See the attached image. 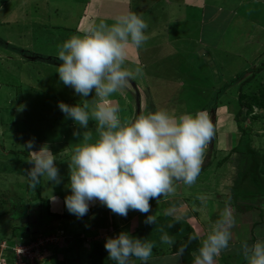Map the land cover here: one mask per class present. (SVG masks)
<instances>
[{"label": "rangeland", "instance_id": "374dc122", "mask_svg": "<svg viewBox=\"0 0 264 264\" xmlns=\"http://www.w3.org/2000/svg\"><path fill=\"white\" fill-rule=\"evenodd\" d=\"M4 1L5 0H0V38L4 41V43H0V238L4 236L6 237V239H13V237H15V235H13L14 233H19L21 231L28 232L30 228V231H35L36 237L40 236L45 240L44 242H47V246L46 248H44L45 258L43 261H40L39 264H51L50 259L52 256L56 257L59 261H62L65 264H87L88 251H90L91 249V244H87L86 248L84 243L85 237L78 238V241L76 243L75 241L74 243H69L71 249H68L65 245L66 243L68 244V239H73V235H70L73 231L67 232L65 230L66 228L62 229L60 226H57L55 229V233L52 232V234H43L41 232L43 224H41L40 221L34 222V220L36 221L37 219V215L35 213L37 203H33L32 199H35L34 197H36V193L33 189L29 188L28 180L26 179L27 171L31 169L33 165L28 162L29 157H24L22 154L17 155L7 152L8 150H15L20 148L21 150H32L33 148H36L37 143H39L40 140L44 141V134L47 131H49L48 137H51L52 134L55 133V124H60L63 131L66 134L70 135V137H68V142L69 140H72V143L69 142V144L66 146L69 147V151L71 152V147L74 144V141L82 139V133L85 130H91L94 136L95 122L90 120L88 129L85 130L78 128V125L72 126L68 122L72 119L67 118L65 114L61 112L58 107V103L63 102L64 104H66L64 99H67L70 100V103L67 105L74 106L79 104L82 99L91 101L94 98H92L91 95L95 96V93L93 92L90 96L82 98L81 96L75 94L72 88L65 86L60 81L59 76L56 72V67L58 66H48L43 69V59H37L33 62H29L25 59H22V57L19 55L20 53L14 52L13 50L7 49L5 47L7 40L14 46H24L25 44L24 41H22V38L26 37V50H28V52L26 53L25 57L34 59L35 57L33 55L36 54L45 57V53L48 54V56H52L49 55L51 53L57 55L56 46L58 44H62L66 39H68L70 32H67L65 35L62 34L66 32V28H71L72 25L77 23V18L74 17H77L78 6L82 3L81 1L84 0H55L51 4H45V2H42L43 0H39V2L38 0H35L36 6L34 7L36 8L26 9L27 15L25 16H19L20 12L17 9V5L20 3L19 0L8 1V3L13 4L14 8L9 7L12 4H8L5 6L3 4ZM29 1L33 2L34 0ZM15 2H18V4H16ZM258 2L263 1L259 0ZM232 3L233 1L231 0H205V4L208 6L206 14L212 13V10L209 9L211 4H213V9L216 10L217 8H219L218 5L222 7H228ZM255 3H257V1L252 2L251 0H249L246 3L242 4L237 10L241 12V15H246L247 17L252 19L254 23L257 21L264 22V14L261 12V10L263 11V9L260 6L255 7ZM39 4V11L36 12ZM173 6L174 5L171 3L167 13H175L176 9L173 8ZM132 8V11L139 14L142 19L143 14H147L148 16H150L149 18L152 21H155L158 25H160L158 18L164 19L167 16L165 12L160 16L159 13L161 11V6L159 4V0H141V6L139 5V3H137L136 0H133ZM191 8V11H194L193 9H196L193 6ZM254 8L256 11H260V13L256 14ZM3 10H6L7 13L12 10V12L16 13V17L14 16L15 18L13 20H9L10 18L8 17V15L6 16V14L3 13ZM139 11H142V13ZM41 12L44 14L47 13L51 18V20H46V28H39L36 22L37 17ZM224 14L225 12H223L218 18L215 17L216 20H218L217 22L214 20H210V18L205 19V22L202 25L199 33L201 32L204 35L209 34L208 40H213L215 38L214 41H216L219 30L222 28L221 32H223L225 28L226 18L224 17ZM41 16L42 18L44 17L43 15ZM2 19L3 21L1 22ZM146 19L147 18H145L144 20ZM150 22L151 21H148L147 24ZM198 25L200 24H196V26ZM149 27L153 30L157 29V25L154 23H151V26ZM240 29L244 31L243 27H238V31ZM243 31L240 33H244ZM227 34L228 38H223L222 42L219 44V47H232L234 45V52L238 54L236 56L225 55L224 52L221 51V49L217 50L213 47H210L209 49L215 54V56L211 55V52H208L207 54L209 56L204 57L205 55H203V58L201 59V55L199 56L198 53H200V51L202 52L203 49H206L204 48L206 46H203L201 50L196 52V54H191L190 51H188L190 49L192 50L194 45L197 44H194L195 40L189 41L188 45L185 43V45H183V51L176 49V52L174 48H170L169 51H164L165 55L169 54V56H167L165 60H161L160 58L158 59L159 53L156 52V56H154L153 58L158 59V67H147V70L144 73V77H148L150 79L149 84H151L154 89L152 98L154 100L156 110L163 108L168 110H176V113H184L185 111H187V109L191 111L205 104V101L202 100L205 96L201 92H197V94H189V91L184 92V88H182V95L179 94V91L182 87L181 76H185L186 67L193 68L194 70L198 69L195 75V80H193L195 82H189L190 84L192 83L193 85H196L198 90H203V88L209 87V74H211L210 72L213 70L214 65H216L217 67L215 68L218 69V67L233 64V67H226V71L231 73V75L235 72L237 73L236 75H238L239 73L244 71L245 67H240L242 65L241 57L244 53L254 52V45L251 48H248L247 46L245 47L244 45L239 47V44H241V42H234L232 45L231 42L234 41L237 34L234 38H232V40L230 38L235 34V30H232V32ZM238 38H240V34H238ZM176 53H188V59L183 55L177 56ZM141 58L144 64H149L151 62L150 59H145L143 54L141 55ZM228 58L231 61H228ZM258 61H264V55L259 56ZM255 65H258V63ZM130 67H133L132 64H130ZM144 71L145 69L143 70V72ZM236 75H233L234 77L228 78L229 76L227 74H223V76H225V78L229 80L235 78ZM223 76L221 79L216 81L218 84L213 82L216 87H220V85L223 84ZM257 76L258 78H264V70L258 72ZM258 82L259 80L253 78V80L249 84H245L243 83V79H241L238 85L232 86L226 92V95L229 96L226 98V100L228 101V98H232L233 94H237L239 92L250 94L253 90L258 89ZM179 84L181 85L178 86ZM179 96H183L181 97L182 101H184L183 103H177L176 97ZM134 97V95H131L130 100H134ZM8 102H12V105H7ZM16 103H22V108H20L21 110H16L13 113L11 109H13ZM4 104L5 108L3 111L2 106ZM228 104L232 107H236L235 101L233 104L232 102H228ZM220 106H223V104L221 103ZM45 113L48 115L50 113L51 117L48 116L46 117V120L43 119ZM253 113L261 114L263 113V111H257L256 109ZM223 114V117L222 114H219L220 117L217 127L219 133V142H217V147L219 146V144L223 145V142L225 143L229 135H231L229 131L230 126L228 121H232L233 118L230 115L229 120L227 113L223 112ZM7 116H11L12 120L6 119ZM240 117L242 120L238 121V123H234V121H232V123L234 124L233 128H235V124L236 126H240L241 128L250 126L251 128L249 129L252 131L251 136L253 139V148L257 149L259 152H264V116H259V120L256 121V119L255 122L251 119L252 115H248L245 117L243 113ZM16 128L22 130L25 133L26 137L22 139L15 137L14 134L16 132ZM74 132L81 135L74 136ZM29 141L33 142L32 149H28L26 147V143ZM20 142L22 144H16ZM47 143L48 145L51 144L50 139H47ZM208 150L209 148L205 150V154ZM50 151L52 150L50 149ZM205 154L204 158L206 157ZM68 160L69 159H63L56 163L61 166V168H64L65 172L67 171V174ZM217 169L218 170H214V174L219 175V182L217 183V185H214V174H210L211 170H209L210 172L207 171L206 173L208 177H210V181H212L213 183L209 184L208 181H206L207 183H202L203 180H201L200 178L199 182L196 183V185L198 186L193 187H200L204 189L196 192V196L194 198L186 196L190 199V202H181V206L176 209L177 211L175 213V216H180L181 211H189V213H191L193 220L189 219L187 223H192L190 224L191 226L189 225V228L195 236L200 237L197 238L199 244L203 237L208 234V231L216 221V219H210V215L213 212H216L220 215L225 210L229 212L231 210V207L226 203V198L230 194L229 187L232 183L231 181L234 177L235 169L231 162L229 165L225 164V168ZM62 176H64V173L61 171L60 177ZM41 180L44 184L42 186L40 196L45 198L46 196L53 195L55 192L50 187L51 181H47L45 177H42ZM46 183H48L49 186H47ZM182 187L186 188V186L183 184ZM215 194L217 196V199L221 200V207L218 206V202L215 199ZM14 195H17V197H13ZM55 197L56 199L51 201L53 210H56L58 206L57 204H59L60 202L59 195H56ZM17 202H20L21 204H18L16 206ZM32 203L33 205H31ZM150 205L152 207V204ZM32 206H34V208ZM31 207L33 209H31ZM8 209L9 213L7 212ZM4 211H6V213H4ZM151 211L153 210L151 209ZM257 213V208H255L254 210L246 212V214L243 216H240V214H235V217L233 216L235 218V227L231 229L232 239L230 240L229 245L233 244V241L235 239H237V241H240V239H247V241H249L250 243L251 240L253 241L251 237L255 238V242L258 240L264 241V222L263 226L261 227H253V224L259 221ZM152 214L156 215L157 217L158 212L155 214L154 212H151L149 215ZM58 223L60 224V222ZM200 226L202 227V230ZM51 230L53 229L49 227L47 229V232H51ZM92 239L89 240L95 241ZM3 240L0 241L1 248L7 247V245L5 244V240ZM102 241L106 242L104 238ZM161 244L165 248H169L167 245L165 246L164 243L161 242ZM83 245L85 246V248H83ZM162 251L165 254H157L161 257H159L158 260H155V263L162 264V259L167 258V256L171 261L177 260V257L170 258L169 252L167 250ZM241 251L242 248L239 247L238 253ZM157 255L151 256L147 263L150 260H153ZM9 256L11 255L9 253H6L5 250L3 251V253H0V264H7L6 262L9 260ZM235 262L236 261H234V263ZM132 264H144V262L133 258Z\"/></svg>", "mask_w": 264, "mask_h": 264}, {"label": "clouds", "instance_id": "9594fccd", "mask_svg": "<svg viewBox=\"0 0 264 264\" xmlns=\"http://www.w3.org/2000/svg\"><path fill=\"white\" fill-rule=\"evenodd\" d=\"M44 25L45 20H41L39 28ZM147 29L145 20L128 10L112 24L91 23L82 34H73L56 46L60 81L82 98L95 93L91 101L82 99L74 106L58 103L61 112L81 128L88 129L89 121H95V136L91 130L84 131L82 139L72 145L68 160L71 194L65 196L64 205L77 218L85 216L89 204L98 201L113 214L126 218L130 210L139 211L146 215L144 223L154 224L156 216L147 215L150 201L174 195L178 183L191 188L199 178L206 147L215 136L212 119L204 111L177 115L161 108L121 118L119 106L111 98L128 88L131 79L143 76L141 67L132 71L125 66L126 48H142L148 40ZM258 58L239 73L243 81L258 79L254 71L264 62ZM26 147L32 149L33 142H27ZM28 153V162L33 165L27 171L29 188L35 189L42 177L60 182L56 156L46 145ZM176 211L169 207L163 214L175 216ZM175 219L179 221L180 217ZM234 225L235 218L225 210L191 253L193 264H215V258L229 246ZM160 231L162 243L175 242L163 228ZM90 242L94 241L86 239L85 245ZM153 247L152 242L126 232L106 238L104 243L108 259L115 264H132L133 258L147 264ZM241 248L246 264H264V241L252 245L245 241ZM182 254L183 248L177 255Z\"/></svg>", "mask_w": 264, "mask_h": 264}, {"label": "crops", "instance_id": "0c3cea01", "mask_svg": "<svg viewBox=\"0 0 264 264\" xmlns=\"http://www.w3.org/2000/svg\"><path fill=\"white\" fill-rule=\"evenodd\" d=\"M8 1L9 0H5L3 4L5 6L8 4H12V3H8ZM19 1H20L19 4L18 2H15L16 4H18L17 9L20 12L19 16L27 15L26 9L36 8L34 7L36 6L35 0L33 2H30L29 0L28 2L27 0H19ZM54 1L55 0H43L42 2H45V4H51ZM136 1L141 6V0H136ZM231 1H233V3L229 5L228 7H222L218 5L219 8H217L216 10L213 9L214 8L213 4H211L209 9L212 10V13L206 14V11L208 10V6L205 4V0H159V4L161 6V11L159 14L161 16V14L165 12V14H167V16L164 18L165 20L162 18H158L159 24H160L158 25L155 21H152L149 18L150 16H148L147 14H143V19L147 18L145 22L147 23L148 21H151L150 23H148V25L151 26V23H154L157 25V29L153 30V29H150V27L148 26V29L146 30V35L148 36V40L142 48L138 50L131 46L126 48L125 66L129 70H132V71H134L136 67H141L143 70L145 69V71L143 72L145 73L147 70V67H150V68L158 67L159 63L157 60L159 58L161 60H165L167 56H169V54L165 55L164 51H169L170 48L171 49L174 48L175 51L176 49L183 51V45H185V43L188 45L189 41L195 40L194 44L197 43L198 45L197 44L194 45L192 50L190 49L188 51H190L191 54H194L197 51L201 50L203 46H206L204 47L206 49H203L202 52L200 51V53H198L199 56L201 55L200 56L201 59L203 58V55H205L204 57L209 56L207 53L211 52V50L209 49L210 47H213L214 49H217V50L221 49V51H223L225 55L236 56L238 54L234 52V45H233L234 42H241V44H239V47L244 45L245 47L247 46L248 48L249 47L251 48L254 45V52L244 53L241 57L242 65L240 67H245L244 70H247L255 62V59L264 53V24H263L264 22L257 21L254 23L252 19H250L246 15L245 16L241 15V12L237 10L242 4L246 3L249 0H246V1L231 0ZM251 1L252 2L257 1V3H255L256 4L255 7L256 6L262 7L263 11L261 10V12L264 14V0H262L263 2H258L259 0H251ZM81 2H82L80 4L81 6L79 5L80 10L78 6L77 17H74V18H77L76 20L77 23L72 25L71 28L66 29V32L62 34V35H65L67 32H70L68 38L73 34H82L84 29L87 28L89 24L91 23L99 24L100 22H105L110 25L114 22L115 18L118 15L124 13L125 11L133 10L132 8L133 0H84ZM171 3L174 5L173 8L176 9L174 14L167 13L168 9L170 8ZM192 6L196 8V9H193L194 11H191ZM9 7L14 8L13 4ZM38 8H40V4L38 5L36 12L39 11ZM12 10L8 13L6 10H3V13L6 14V16L8 15V17L10 18L9 20H13L16 17L15 15L16 13L12 12ZM254 11H256L255 8H254ZM140 12L142 13V11ZM223 12H225L224 17L226 18L225 28L223 32H221L222 28L219 30L216 41H214L215 38L213 40H208L209 34L204 35L201 32L199 33L200 29L202 28V25L205 22V19L210 18V20H214L217 22L218 20H216V18H218ZM259 13L260 11H256V14H259ZM40 15H43L45 18H47V20H49V15L47 13L44 14L41 12ZM2 21L3 19L1 20V22ZM196 24H200V25L196 26ZM191 25H193V30H190ZM238 27L239 28L243 27L244 31L241 29L238 31ZM232 30H235V34L233 35V37L230 38L231 40L237 34L234 41L231 42L233 46L232 47L223 46V48H220L219 44L222 42V39L228 38L227 33L232 32ZM242 31L244 33H240ZM238 34H240V38H238ZM23 39H26V38H23ZM230 39H227V40H230ZM24 44L26 45V46L24 45L25 46L24 49H26L27 43L25 42ZM209 45H212V46H209ZM156 52L159 53L158 59L153 58L154 56H156ZM142 54L145 57V59L151 60L149 64L143 63L142 58H141ZM180 54L181 53H176L177 56ZM210 54L215 56L213 52H211ZM49 55H52L57 58V55H54L52 53ZM183 56L185 57L188 56V53L183 54ZM224 57H227V56H224ZM227 60L231 61L229 58ZM55 63H58V62H55ZM130 64H132L133 67H130ZM58 65H60V63H58ZM232 65L218 67V69L215 68L217 66L214 65L213 70L210 72L211 74H209L210 81L208 85H211V87H213V82L218 84L216 81L221 79L223 74H227L229 76L228 78L234 77L237 74L236 72L234 74L232 73L231 75V73L226 71V67H233ZM197 70H194L193 68H190V67H186L185 76H181L183 82L194 83L195 81L193 80H195V75H196ZM144 75L145 74H143V76L136 77L135 79H131L130 86L128 88L124 89L123 91L117 94H114V96L111 98L113 103L119 106L120 116L122 119L133 117L141 112H144L146 114L147 112H154L156 110L155 105H154V100L152 98L154 89L151 86V84H149L150 79L148 77L145 78ZM227 80L229 79H226L225 76H223V83L227 82ZM192 83L191 84L189 83L188 86H192L193 85ZM193 86H196V85H193ZM226 92L227 91H225V93L221 97V103L223 104V106L219 105L217 106L215 110H212V109L211 110H207V109L196 110L194 109V110L189 111V109H187V111H185L187 113H193V114L197 111H204L210 115L212 122L214 124V128H215V136L211 140L209 145H207L206 150L208 148L213 149V146H215L214 151L216 152L218 158L224 156L225 153H227L232 148H234L240 136L238 128H237L238 126H236L235 124V128H233L234 124L232 123V121L236 123L234 120V117H235L234 115L236 111H238V109L228 104L229 101L232 102L233 104L234 100L232 97L230 99L228 98V101H227L226 98L229 96L226 95L227 94ZM131 95L135 96L134 100H130ZM91 96L92 98L94 97L93 95ZM64 101L66 102V104L70 103V100L64 99ZM204 101L205 103H207L206 100ZM183 102L184 101H181L180 103H183ZM170 111L175 112L176 110H170ZM223 112L227 113L229 120H230V115L233 118L232 121L231 120L228 121L229 126H230L229 131L231 135H229L225 143L223 142V145L219 144V146L217 147V142H219L218 140L219 133H218V128H217L218 123H219V117H220L219 114H222V117H223L224 116ZM176 114L179 115L181 113H176ZM48 116L51 117L50 113L49 115L45 113L43 116V119L46 120V117ZM68 122L72 126L77 125L74 123L73 120H70ZM55 125H56L55 133L52 134V136H56V138L53 141H50L51 144L48 145L47 140H46V133H45L44 141L40 140L39 143H37V147L33 148L32 151L33 150L38 151L41 146L46 145L49 148V150L50 149L52 150L51 151L52 154L55 153L53 155L56 156L55 166L59 170L60 182L57 184L54 182L52 183L51 181L50 187L55 192L51 196L59 195L60 202L59 204H57L58 209L56 208V210H53L52 209L53 207L51 205V211L53 213H58L64 216L65 219H62L64 223L61 221V219L59 220V222H61L64 225V229L66 228L65 230L67 232L76 231V234L79 233L80 234L79 237L80 238L85 237V240L92 239V237L93 238L102 237L104 238V240H106V238H115L120 232H126L128 234H131L135 231L142 229L143 227L149 226L150 224L144 223L146 219V215L140 213L139 211L130 210L127 214V217L125 218V217H121L116 214H113L109 209L101 205L98 201L90 203L88 213L81 218H77L75 215L67 211L64 205V198L65 196L71 194L70 188L68 187L69 176L66 173L67 171L65 172V169L61 168V166H59L56 163L59 162L60 160L70 158L71 152L69 151L70 150L69 147H67L66 145H68L69 142L72 143V140H69L68 142V137H70V135L66 134L63 131V129L61 128L62 126L60 124H55ZM77 127L81 128L79 125ZM81 129H84V128H81ZM79 141L80 140H75L74 144L78 143ZM203 162H205V158ZM67 167H68V164H67ZM61 171L64 173V176L62 177H60ZM201 175H199V177ZM198 182H199V178L197 179L196 183ZM196 183L193 186H198L196 185ZM46 184L47 186H49L48 183ZM193 186L191 187V189H188L187 187L186 188L182 187L181 183H178L176 185V192L174 195L169 196V197H161L159 201H156L155 199L151 200L150 204H152L151 209L153 211H150L147 215H149L151 212H154V214L158 212L159 214L163 208L165 210L169 207H172L168 203L170 201L179 199V201H182V203L184 201L190 202L189 201L190 199L188 198L189 196L194 198L196 196V192L200 191L201 189H204L200 187L194 188ZM51 196H49L50 204H51V201H53L51 199ZM172 217H175V216H172ZM179 217L188 226L192 224V223L190 224L187 223L189 219L193 220V217L191 216V213H189V211L187 212L181 211V215ZM57 222L58 221H56V223ZM200 228L202 230L201 226ZM205 237L206 236H204L203 238ZM196 238H200V237L196 236ZM252 238L253 237H251V239ZM68 240H69L67 241L68 244L71 243V241H73L72 239H68ZM244 240L240 239V241H237V239H235L233 241V244L229 245L227 249L222 251L221 254L215 258V264L217 263L225 264L228 261H231L233 263L234 261H236L237 263H239L240 259H243L244 260L243 264H246L242 251L238 253V249L239 247H241L242 242L246 241L249 245H252L255 242L251 240L249 243L247 239L245 241ZM91 243L92 242H90V244ZM166 245L167 244H165V246ZM83 248H84V245H83ZM153 248H156V249L152 250V256L157 255V254L163 255L165 253H163L162 250H167L169 252L170 258L177 257V260L171 261L167 256V258L162 259V262H163V263L161 262L162 264H179L181 262L180 255H177V253L175 252H171L169 248H165L164 246H162V244H160L159 246H155ZM223 256H227L226 258L227 261L223 262L220 260ZM159 257L161 256L157 255L153 260H150L147 264H157L154 261L158 260Z\"/></svg>", "mask_w": 264, "mask_h": 264}, {"label": "trees", "instance_id": "16d2710c", "mask_svg": "<svg viewBox=\"0 0 264 264\" xmlns=\"http://www.w3.org/2000/svg\"><path fill=\"white\" fill-rule=\"evenodd\" d=\"M41 20H45V24H46L47 18L45 17L42 18V16L39 15L36 21L38 26ZM49 20H51L50 16H49ZM42 28H46V26L44 25ZM66 29H69V28H66ZM190 30H193V25H191ZM23 38H26V37H23ZM22 41H24V43L25 42L27 43V38L23 39ZM0 43H4V41L1 38H0ZM5 47L7 49L13 50L14 52L20 53L19 55L22 57V59H25L26 61H29V62L31 61L33 62L34 60H37V59L39 60L43 59L42 60L44 61L43 69L48 66H59L58 63H61V61H59L56 57L48 56V54L46 53L44 54L45 57L36 54V55H33L35 57L34 59H29L25 57L26 53L28 52V50L24 49L25 46H21V47L14 46L12 45V43L8 42V40L6 41ZM180 55H183V53H181ZM185 58H188V56H186ZM55 62H58V63H55ZM262 69H264V62L259 64V66L256 68V71L254 72L256 73L260 72ZM241 77L242 75L239 74L238 77H235L227 82H224L222 85H220V87H216L213 84V87L209 85L208 88H203V90H198L197 87L193 85L190 87L188 86L189 85L188 82H183V80L181 79L182 87L179 91V94L182 95L181 93L182 88H184V92L189 91V94H193V93L197 94V92L198 93L201 92L205 96L203 97L202 100H206L207 103L195 109L196 110H200V109L215 110L217 106L221 104V97L225 93V91H228L232 86L238 85L239 81L241 80ZM257 80H259L258 85H257L258 89L253 90L250 94H245V93H240V92L237 94H233V100L235 101L236 108L238 109V111H236L234 115L235 116L234 120L236 123L242 120L240 117L241 114H243L242 112H244L245 117L248 115H252L251 119L254 122L256 119H257L256 121L259 120L258 119L259 116H264V78L261 77V78H258ZM243 83L249 84L250 81L245 80L243 81ZM212 88L214 91L212 90ZM181 97L183 96L176 97V99L178 100L177 103H180L182 101ZM8 104L12 105V102H8L7 105ZM21 105L22 103H16V105L13 107V109H11V111L14 113V111L16 110H21L20 109L22 108ZM2 107L4 111L5 104ZM256 109L257 111H263V113L261 114L253 113L254 110ZM6 119L12 120L11 116H7ZM0 123H1V120H0ZM237 128L240 134L238 142L236 146L232 148L230 151H228L227 153H225L224 156L219 157V158L217 157V154L214 151L215 146H213V149H209L206 152L205 162L199 174V175L201 174L202 175L199 177V179L201 178V180H203L202 183L203 182L207 183L206 181H208L209 184L213 183L212 181H210V177H208L206 172L207 171L210 172L209 170H211L210 174L213 175L214 170H218L217 168H225V164L229 165L231 162L233 164L235 172H234V177L232 178V181H231L232 183L229 187L230 194L226 198L227 205L231 207L230 212L232 213L234 217L236 216L235 214H240V216H243L246 214V212H249L250 210H254L255 208H257V211H258L257 214H258L259 221L255 222L253 224V227L254 228L259 227V226L261 227L263 226V222H264V219H263L264 218V152L262 151L259 152L257 149L253 148L252 146L253 139L251 136L252 131L249 129L251 128L250 126L245 127V128H241L239 126ZM14 136L21 138V139L26 137L25 133L22 130H19L18 128H16V132ZM48 136H49V131L46 132V140L50 139V141H53L56 138V136H51V137H48ZM44 138H45V135H44ZM16 144L20 145L22 143L20 142ZM29 151L30 150H25V149L21 150L20 148V149H15V150L14 149L8 150L7 153H12V154H17V155L22 154L24 157H29L30 159V154L28 153ZM213 178L215 179L214 185H217V183L219 182V175L214 174ZM43 184L44 183L41 180L40 184L37 185L35 189H33L34 192L36 193V197H34L35 199H32V200H33V203H37V207L35 208L37 219L36 221L34 220V222L40 221V223L43 224L42 230H41L43 234L44 233L52 234V232L55 233V229L57 226H60L62 229H64V225L61 222L60 224L58 222L60 219L62 221V219H65V218L63 215H60L58 213H53L51 211V204H50L49 196H46L45 198L40 196V192H41ZM13 197H17V195H14ZM215 199L218 202V206L221 207L222 206V204H220L221 200L217 199L216 194H215ZM181 202L182 201H179V199H177L174 201H170L168 203L170 206L177 208L181 205ZM33 203L31 205H33ZM18 204H21V203L17 202L16 206ZM32 207L34 208V206ZM32 207L31 209H33ZM7 212L9 213V209L7 210ZM4 213H6V211H4ZM163 213H164V208L161 210V212L156 217V221L154 224H150L147 227H143L142 229L135 231L129 235L134 238L141 239V240H148L152 242L155 247V245L159 246L161 244L160 237L162 233L160 229L163 228L164 231L170 237H173L175 241L172 245L167 244V246L169 247V250L171 252L178 253V251L181 248H183V254L180 255L181 262L179 264H192L193 257L191 256V253L197 250L200 244L197 238L190 239V237H196V236L192 233L189 226L185 224V222L182 219H179V221H177L175 217L165 216ZM221 215L222 214L219 215L218 213L213 212L210 215V219L217 220L220 218ZM56 221L58 222L56 223ZM169 224H172L173 226L169 228L168 227ZM49 227L53 229L51 230V232H47V229ZM13 235H15L13 239H10V238L6 239V237L4 236L0 238V241L4 239L5 244L7 245L5 249L3 250L0 249V253H3V251L5 250L6 253H9L11 255L8 257L9 260L6 262L7 264H14V256H12V251H11L13 246L25 245V244L30 243L31 241L36 240L37 238L35 236V231H30V228L28 232L21 231L19 233H14ZM70 235H73L72 236L73 241H71V243H74V241L76 243L78 241L77 239L80 238L79 237L80 234L79 233L76 234V231L75 232L73 231ZM252 239H253V242H255V238L253 237ZM104 243L105 242L103 241H94L91 243V249L90 251H88V263L87 264H115L114 261H110L108 259V253L106 249L104 248ZM65 246L66 248L71 249L70 244L66 243ZM153 249H156V248H153ZM226 258L227 256H223L220 260L224 262V261H227ZM50 263L51 264H65L64 262L59 261L54 256L51 257ZM236 263L237 262L233 263L231 261H228L225 264H236ZM243 263H244V260L240 259L239 263L237 264H243Z\"/></svg>", "mask_w": 264, "mask_h": 264}, {"label": "built area", "instance_id": "2783aa9c", "mask_svg": "<svg viewBox=\"0 0 264 264\" xmlns=\"http://www.w3.org/2000/svg\"><path fill=\"white\" fill-rule=\"evenodd\" d=\"M42 237H37L25 245H15L12 247V256H14V264H38L44 260V253L47 242ZM5 245V244H4ZM1 246V245H0ZM6 247H0L1 250ZM20 250V251H19Z\"/></svg>", "mask_w": 264, "mask_h": 264}]
</instances>
